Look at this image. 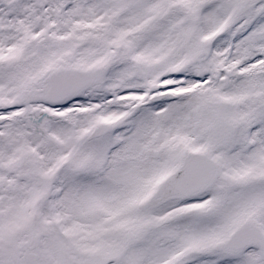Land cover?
Segmentation results:
<instances>
[{"label": "snow or ice", "instance_id": "snow-or-ice-1", "mask_svg": "<svg viewBox=\"0 0 264 264\" xmlns=\"http://www.w3.org/2000/svg\"><path fill=\"white\" fill-rule=\"evenodd\" d=\"M0 264H264V0H0Z\"/></svg>", "mask_w": 264, "mask_h": 264}]
</instances>
